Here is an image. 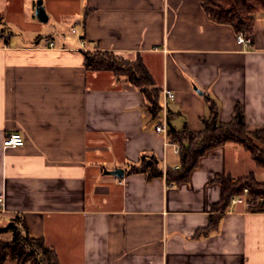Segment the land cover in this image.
I'll return each instance as SVG.
<instances>
[{
	"label": "crops",
	"instance_id": "0c3cea01",
	"mask_svg": "<svg viewBox=\"0 0 264 264\" xmlns=\"http://www.w3.org/2000/svg\"><path fill=\"white\" fill-rule=\"evenodd\" d=\"M34 1L0 0V226L23 215L61 264H264V211L247 201L231 200L206 232L220 214L222 177L264 182L250 151L211 148L179 184L128 172L144 153L176 168L180 152L155 130L162 112H150L142 90L87 70L83 55L141 57L162 93H176L175 129L204 128L207 96L221 122L239 107L251 127H264V15L243 45L231 25L209 18L206 0H42L52 21L45 36ZM14 131L26 142L5 149Z\"/></svg>",
	"mask_w": 264,
	"mask_h": 264
},
{
	"label": "trees",
	"instance_id": "16d2710c",
	"mask_svg": "<svg viewBox=\"0 0 264 264\" xmlns=\"http://www.w3.org/2000/svg\"><path fill=\"white\" fill-rule=\"evenodd\" d=\"M203 8L209 18L217 23L231 25L237 33L252 32L258 14L264 15V0H206ZM84 66L87 70H108L117 77L139 87L148 100V109L157 117L162 112V89L157 86L151 72L141 57L127 59L114 51L94 49L83 52ZM209 115L204 119V128L192 130L187 125L175 129L170 125L168 139L181 146L180 165L166 169L167 181L179 184L189 179L190 173L200 157L209 149L234 142L242 145L252 154L255 162L264 168V127H251L238 107L230 122L219 120L216 101L207 96ZM170 120V116H169ZM128 172H145L148 177L165 174L156 155L144 153L138 163L129 165ZM222 198L215 205L220 214L212 215L206 232L216 227L221 213L229 206L234 196L248 189L249 207L254 211H264V182L252 174L247 177L221 178ZM6 226H0V264L8 260L16 264H61L56 250L49 246L43 237H33L25 217L13 216ZM16 221V222H14Z\"/></svg>",
	"mask_w": 264,
	"mask_h": 264
},
{
	"label": "built area",
	"instance_id": "2783aa9c",
	"mask_svg": "<svg viewBox=\"0 0 264 264\" xmlns=\"http://www.w3.org/2000/svg\"><path fill=\"white\" fill-rule=\"evenodd\" d=\"M237 39L239 43L243 45H250L252 43V35L250 32H239L237 33ZM53 42L50 43V46H53ZM163 99H162V116L160 120L156 123L155 130L157 132L163 133L168 138V132L170 129L169 125V103L176 98V93L170 88H165L163 90ZM26 142L25 135L22 132L14 131L9 133L4 141L3 146L4 148H11V147H18L23 146ZM175 147V151L180 152L181 146L178 143H173ZM166 175V171H165ZM248 189L246 188L244 193L240 195H236L232 198L233 203L237 202H248ZM249 203V202H248ZM4 197L3 195L0 197V208L4 207Z\"/></svg>",
	"mask_w": 264,
	"mask_h": 264
},
{
	"label": "rangeland",
	"instance_id": "374dc122",
	"mask_svg": "<svg viewBox=\"0 0 264 264\" xmlns=\"http://www.w3.org/2000/svg\"><path fill=\"white\" fill-rule=\"evenodd\" d=\"M37 1L38 0H35L34 2L37 4ZM36 7V6H35ZM34 13H35V9H34ZM35 15V14H34ZM38 21H40L41 23H43V25H46V29H47V31H46V35L45 36H48L49 35V33L48 32H50V26H51V24H52V21H41V20H38ZM53 31H55V30H53ZM62 31H64L65 33H66V35L68 36V38H72V37H75V35L76 34H74V33H71L70 31H66V29H64V30H62ZM53 37H55V35H53ZM42 39H43V41H47V37H42ZM259 177L262 179V180H264V168H261V170H260V174H259ZM10 221H12V219H10ZM14 222H16V221H14ZM17 223V222H16ZM8 235V234H7Z\"/></svg>",
	"mask_w": 264,
	"mask_h": 264
},
{
	"label": "water",
	"instance_id": "95a60500",
	"mask_svg": "<svg viewBox=\"0 0 264 264\" xmlns=\"http://www.w3.org/2000/svg\"><path fill=\"white\" fill-rule=\"evenodd\" d=\"M35 14L36 16L41 20V21H47L48 20V15L46 13L45 7L42 4V0L37 1V6L35 9ZM199 93H202V91L198 88H196ZM122 174L123 170L120 171Z\"/></svg>",
	"mask_w": 264,
	"mask_h": 264
}]
</instances>
